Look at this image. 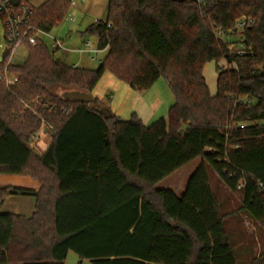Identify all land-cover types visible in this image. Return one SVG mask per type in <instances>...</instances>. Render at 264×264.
<instances>
[{
    "label": "trees",
    "instance_id": "obj_1",
    "mask_svg": "<svg viewBox=\"0 0 264 264\" xmlns=\"http://www.w3.org/2000/svg\"><path fill=\"white\" fill-rule=\"evenodd\" d=\"M71 4L34 6L33 25L52 31ZM86 33L108 48L98 68L72 65L40 40L13 65L17 82L0 80V174L40 182L0 186V264H64L70 250L95 264H238L209 168L239 195V210L264 223V0H108ZM240 41L243 55L231 52ZM106 71L138 90L164 78L174 95L167 117L107 118L99 99L55 92L91 93ZM43 120L52 137L39 153L30 139ZM198 157L180 193L156 187ZM13 194L34 196V212L1 211ZM249 264H264V251Z\"/></svg>",
    "mask_w": 264,
    "mask_h": 264
},
{
    "label": "rangeland",
    "instance_id": "obj_2",
    "mask_svg": "<svg viewBox=\"0 0 264 264\" xmlns=\"http://www.w3.org/2000/svg\"><path fill=\"white\" fill-rule=\"evenodd\" d=\"M36 1V0H35ZM72 0V4L60 24L41 35L42 40L49 48L52 47L54 37L62 39L63 48L56 53L70 64H78L80 67L96 69L100 62L105 57L107 51L100 50L97 47V37L95 34L82 33L96 20H103L107 14L108 0ZM36 4V2H33ZM73 16L74 20L69 17ZM1 42H4L3 32L1 31ZM222 38L237 41L240 38V32L234 34L233 38L227 35H221ZM91 40L92 46H86L85 42ZM238 43L233 42V48H236ZM236 46V47H235ZM87 48H94L92 51H87ZM89 52V53H88ZM28 55V48L20 46L17 48L14 56V62L22 63ZM221 64L229 67L226 60H222ZM217 74L215 62L211 61L205 65V75L209 90L212 94L217 89ZM159 82H155L150 90H138L131 87L126 81L119 79L110 71H106L98 83L91 91V95L100 101L93 104L96 107H104L109 111L119 115L123 119H129L133 113H136L142 118L145 124H151L156 119L168 115V110L174 102L173 93L164 78H159ZM64 88L57 87L55 92L61 93ZM52 135L42 136L41 142L50 143ZM45 148L39 146V152ZM201 158L198 157L177 171L156 184L157 188L169 187L180 193L186 185V181L190 174L200 164ZM19 175V174H14ZM0 174V183L9 184L16 178L31 179L28 175L20 174ZM12 177V178H10ZM209 177L211 185L221 203V211L226 213V228L231 235V240L234 243L238 264H249V262L259 256L264 251V223L256 221L246 212H241L240 197L237 193L230 191L218 175L209 168ZM17 181V180H16ZM31 181H33L31 179ZM29 184V183H27ZM3 206L1 207V211ZM64 264H95L91 259H81L79 255L70 250Z\"/></svg>",
    "mask_w": 264,
    "mask_h": 264
},
{
    "label": "built area",
    "instance_id": "obj_3",
    "mask_svg": "<svg viewBox=\"0 0 264 264\" xmlns=\"http://www.w3.org/2000/svg\"><path fill=\"white\" fill-rule=\"evenodd\" d=\"M204 1V0H198ZM34 13V6L27 1L19 0L16 3L14 0H0V80L7 86L15 84L18 80V75L12 69L14 62V56L17 48L29 45H36L42 40L41 35L46 33L42 29L36 27L32 23V16ZM72 19V16L69 17ZM253 22L252 19L246 18L237 22L239 31L243 30L248 24ZM1 31L3 32L4 42H1ZM218 35H222L219 31ZM242 41V39H241ZM238 48L231 50L240 55L246 53L248 48L241 43ZM86 46L91 47L90 40L85 42ZM63 48V41L57 37H54L51 50H59ZM87 51H92L94 48H87ZM97 51V50H96ZM244 124H241L243 127ZM52 125L43 120L40 128L32 135L30 144L34 147L35 151L39 152V145L42 136H48L51 134L50 129ZM242 185H239V188Z\"/></svg>",
    "mask_w": 264,
    "mask_h": 264
},
{
    "label": "crops",
    "instance_id": "obj_4",
    "mask_svg": "<svg viewBox=\"0 0 264 264\" xmlns=\"http://www.w3.org/2000/svg\"><path fill=\"white\" fill-rule=\"evenodd\" d=\"M26 1L29 2L31 5L36 7V6H39L40 4H42L46 0H36V1L35 0H26ZM86 1L87 0H82L81 2H86ZM33 2H36V4H34ZM107 6H108V3H107ZM71 20H74L73 16H72ZM82 36L84 37L85 34L82 33ZM100 50L108 51V48H104V49H99L98 48L97 52L100 51ZM73 65L79 66L78 64H73ZM84 68H86V67H84ZM204 75H205V67H204ZM217 76H218V74H217ZM205 77H206V75H205ZM158 80H157V82H159ZM153 86H154V84H153ZM168 86H169V84H168ZM152 87H150V88H152ZM150 88H148L147 90H150ZM39 146L41 148H45L46 149L47 146H48V143L41 142ZM39 153H41V151ZM8 175H10V174H8ZM14 176H21V175L19 174V175H14ZM29 177L33 181H31V179H22V178H24L23 176H21V177H13V178H16L17 181L15 180L13 182H9V184H1L0 183V186H2V185H13V186L31 187V188H34V189H38L40 187V182L37 179H35V178L31 177V176H29ZM10 178H12V177H10ZM27 183H29V184H27ZM35 205H36V198L34 196L13 194V195H10V196H8L6 198L5 202L2 205L3 206V210L2 211L3 212H12V213H17V214L29 216V215H31L34 212Z\"/></svg>",
    "mask_w": 264,
    "mask_h": 264
},
{
    "label": "water",
    "instance_id": "obj_5",
    "mask_svg": "<svg viewBox=\"0 0 264 264\" xmlns=\"http://www.w3.org/2000/svg\"><path fill=\"white\" fill-rule=\"evenodd\" d=\"M16 3L19 0H14ZM60 95L64 99L72 100L75 102H82V103H92L95 100V97L91 95L90 92L79 90V89H64ZM102 111L104 112L105 116L111 117V112L107 108H103Z\"/></svg>",
    "mask_w": 264,
    "mask_h": 264
}]
</instances>
